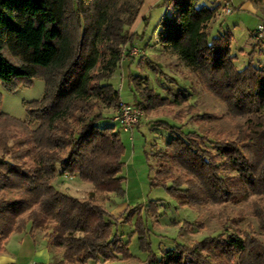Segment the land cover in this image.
I'll list each match as a JSON object with an SVG mask.
<instances>
[{
  "label": "trees",
  "instance_id": "1",
  "mask_svg": "<svg viewBox=\"0 0 264 264\" xmlns=\"http://www.w3.org/2000/svg\"><path fill=\"white\" fill-rule=\"evenodd\" d=\"M143 1L0 0V81L9 87L18 79L42 76L45 81L44 95L28 102V118L38 122L36 128L0 112V126L24 132L14 135L13 148L4 143L0 155V251L13 232L29 226L31 234L44 231L67 263L133 256L113 227L119 219L137 216V229L144 232L138 205L115 216L94 198L82 200L54 181L74 175L91 183L94 194L125 195V146L112 119L98 110L101 102L119 104L121 95L109 80L124 47L137 38L126 27L135 23ZM160 5L168 11L159 20L158 43L178 54L240 123L210 149L197 132L157 122L170 132L164 149L154 153L165 163L151 185L165 187L180 205L198 211L251 193L264 234V66L251 56L239 69L233 33L211 36L209 24L221 4L163 0ZM129 85L136 90L134 104L143 111L186 100L182 89L168 87L173 100L161 95L149 86L148 76L131 74ZM142 248L149 253L137 264H264V239L252 233L177 243L160 257L148 243Z\"/></svg>",
  "mask_w": 264,
  "mask_h": 264
},
{
  "label": "rangeland",
  "instance_id": "2",
  "mask_svg": "<svg viewBox=\"0 0 264 264\" xmlns=\"http://www.w3.org/2000/svg\"><path fill=\"white\" fill-rule=\"evenodd\" d=\"M198 2L209 6L221 4L216 16L209 24V29L211 36L224 30H230L233 33L232 54L236 56L235 64L239 69L249 63L251 56L254 64L264 66V35L256 38L254 32L260 23H264V0H198ZM167 11L166 6L158 5L151 10L148 17H143L139 12L135 23L126 27L130 33H137V38L124 47L123 59L109 80L118 89L121 99L130 100L129 103H134L136 94L134 86L129 85L131 74L148 76L149 86L161 95L169 96L171 100L174 98L169 94L168 87L173 88L174 91L178 89L185 91V101L176 102L171 106L145 109L140 123L132 127L139 128L141 125L140 129L147 139L146 150L151 151L150 157L147 155L149 166L142 162L139 169L141 176L144 175L143 173L149 176L145 197L138 200L134 196L132 198V193L128 192L127 178L124 181L125 195L123 197L115 193L94 194L91 183L74 175H62L54 181L58 189L82 200L94 198L95 202L103 205L115 216L124 212L127 207L133 208L137 205L142 212L145 223L144 232L141 233L137 229V216L130 217L125 222L119 219L113 227V232L128 244L133 256L123 258L119 255L109 260L100 258L97 261H90L89 264L140 263L149 253L142 248L143 242L148 243L150 251L160 257L164 250L176 246L177 243L193 245L205 237H216L221 233L223 235L236 233L242 237L252 233L264 239V234L259 229L254 215V196L251 193L240 201L222 205L213 204L198 211L189 206L180 205L165 187L151 185V177H154L162 163H165L164 160L159 161L154 153L164 149L168 132H170L166 127L157 125V122L164 120L182 127L185 131L197 132L205 137L204 145L210 149H213V141L227 138L240 123L228 113L226 104L199 81L197 75L178 54L165 50L158 43L159 20ZM135 48L138 49L137 53H134ZM149 61H152L157 69H153ZM97 68H100V63ZM44 92L45 81L42 76L34 77L31 81L18 79L10 87L0 81V112L7 113L13 118L26 120L30 128H36L38 122L28 118V102L40 99ZM99 108L98 111H101L107 119H112L117 130L123 128L113 118L117 105L109 106L101 102ZM17 133L24 132L14 126H0V155L3 153L4 143L13 148L12 144L14 140L16 141L14 135ZM120 135L125 152L126 146L128 151H131V141L127 138V141L124 140L122 133ZM127 154L126 157L123 155L124 161H130ZM122 174L127 176L126 167L123 168ZM168 182L170 183V180ZM134 192L133 189V195H135ZM155 207L157 212L151 213V208ZM148 208L151 211H148ZM37 233L41 240L49 243L44 231H37ZM49 246L55 253L52 263L71 264L63 260L62 249L50 243Z\"/></svg>",
  "mask_w": 264,
  "mask_h": 264
},
{
  "label": "crops",
  "instance_id": "3",
  "mask_svg": "<svg viewBox=\"0 0 264 264\" xmlns=\"http://www.w3.org/2000/svg\"><path fill=\"white\" fill-rule=\"evenodd\" d=\"M163 0H144L141 7L140 15L148 17L151 10L160 5ZM123 99V98H122ZM130 101V100H126ZM139 128L119 129L124 140L126 138L131 141V151L126 152L124 156L130 157V161H124L126 167L127 181L129 184L128 192H131L132 198L143 199L146 195L149 181L148 174L143 173L141 176L139 169L144 162L149 166V159L147 157V139L145 134ZM127 141V140H126ZM123 157V158H125ZM60 178V177H59ZM58 178V179H59ZM133 189L135 195H133ZM125 207V204H123ZM55 255L49 243L41 240L37 231L34 234L29 232V227L22 232H13L10 238L5 242L3 249L0 251V264H53V256Z\"/></svg>",
  "mask_w": 264,
  "mask_h": 264
},
{
  "label": "built area",
  "instance_id": "4",
  "mask_svg": "<svg viewBox=\"0 0 264 264\" xmlns=\"http://www.w3.org/2000/svg\"><path fill=\"white\" fill-rule=\"evenodd\" d=\"M230 9V8H228ZM228 9L226 10L228 12ZM230 11V10H229ZM256 38H261L264 35V23H260L256 28ZM138 49H134V53H137ZM144 111L135 105L129 103L126 100L121 99L114 113V120L117 121L124 129L132 128L133 126L140 123L142 120Z\"/></svg>",
  "mask_w": 264,
  "mask_h": 264
}]
</instances>
